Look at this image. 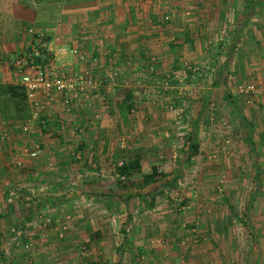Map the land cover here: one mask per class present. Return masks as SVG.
<instances>
[{"label":"rangeland","instance_id":"374dc122","mask_svg":"<svg viewBox=\"0 0 264 264\" xmlns=\"http://www.w3.org/2000/svg\"><path fill=\"white\" fill-rule=\"evenodd\" d=\"M21 1L30 4V0ZM61 1L53 0L51 11L56 12ZM181 1L170 9L179 13L183 8L187 17L173 18L170 11L160 18V77L152 83L146 78L139 83L127 80L141 90V97L145 95L133 98L132 104L124 102L125 81L113 94L101 87L90 108L88 101H80L85 95L59 96L63 103L53 115L48 113L51 108L36 109L28 96V108L13 115L12 99L0 94L3 118L5 114V119L21 122L12 145L7 141L11 133L0 132V264H34L33 254L44 253L45 247L53 264H141L142 258L137 261L134 256L131 237L155 236L153 228L160 231V264H264V94L239 91L242 85L264 89V0H251L253 15L239 26L236 19L249 0H210L207 9L216 15L208 38L202 39L206 30H201L200 53L178 49L180 44L175 42L184 33V45L189 43L188 29L191 36L196 35L200 19L190 17L194 0ZM27 30L32 40L42 31L33 25ZM83 52L91 56L90 51ZM104 55H108L105 50L98 54ZM155 68L148 65L149 76L156 73ZM85 70L78 72L94 75L89 64ZM98 78L107 85L103 76ZM227 92L236 109L226 100ZM104 106L105 111L112 107L118 111L108 136L115 142L117 155L116 165L109 163L110 171L96 169L91 161L104 153L108 138L95 137ZM36 110L39 114L34 118ZM127 123L139 125L133 128L134 135L160 146V151L153 154L151 148L149 153L167 173L160 182L119 187L117 166L123 162L143 161L136 176L153 169L148 158L126 151L130 134L126 131L132 128L127 129ZM189 135L200 144L199 153L190 160L186 155ZM33 151L36 157L30 156ZM138 193L145 194L147 202ZM4 221L7 231L1 230ZM83 221L90 223V229L95 221H106L105 232L101 229L95 244L80 240L77 233ZM137 224L147 226L137 233ZM45 229H52L51 235L47 231L46 242L39 241ZM17 231L22 240H10ZM4 233L8 239L2 237ZM144 255L143 264H150L152 254Z\"/></svg>","mask_w":264,"mask_h":264},{"label":"crops","instance_id":"0c3cea01","mask_svg":"<svg viewBox=\"0 0 264 264\" xmlns=\"http://www.w3.org/2000/svg\"><path fill=\"white\" fill-rule=\"evenodd\" d=\"M62 1V4L56 5V7H58V10L56 12H53L51 11L53 6H50L53 0H41L40 2H38L37 0H32L31 2L30 0L29 6L31 7L26 5V2L23 1H21L20 3L18 2V0H0V83L20 82L18 75L15 74L13 68L10 65V61H8V56L9 58L11 56V60H13L15 56L24 52L30 46L32 36L31 33L29 35L27 29L31 27V25H33L35 28L42 30L41 32L45 31L52 37L58 38L59 41L66 44L68 47L77 46V48H79L80 50L90 51L89 55L91 56L87 55V60L85 61L81 60L79 57L65 55L59 57L56 64L58 70H62L65 72H83L86 71L85 69L89 64L90 68L92 69V73L95 75L94 77L98 78V76H103L107 80V85H102V81H100L101 86L98 89L81 98L80 101H84V103L85 101H88L89 108L92 105L90 101L93 99L92 102H95V98L101 94V87L104 88V91H108L109 93L113 94L115 93V90L120 89V86L122 87V84L119 85V83H123L124 81L126 83V87L124 88H128L127 91L131 94L132 100L133 98L137 100V97H141V90L132 88L127 80L130 82H134L136 80L137 82H140L141 78H146L148 82L152 83V80H155V77H160V18H162L165 13L170 11L173 13V18H175L177 14L180 18L187 17L186 14L183 13V8L178 9L179 13H177L174 8L170 9L171 5L180 6V4L182 3L181 0ZM208 2L210 3V0H194V2H192L194 13L190 17L194 16V20L200 18L198 20L199 24L197 25L196 30H194L196 35H192V37L191 31L188 29V38L190 37V42L184 45L186 41V35H184L183 33V38L177 39L175 41L180 44L178 46V49H193L194 52L200 53V49L198 47L201 45L200 34L204 33V35H206L205 37H202V39H206L209 37L212 30V16L216 15L211 14L213 10L207 9ZM248 3L249 4H247V7L243 8L241 14L237 13L240 14L238 16V19H236V23H238V26L243 22V19L245 17L248 18V16L250 17L253 15L255 2L249 0ZM183 4L181 5V7L183 6ZM44 5H49V7L45 8ZM37 6H42V9L37 10ZM201 6H205V8L200 9ZM188 7L189 5L186 7V9ZM47 9H50V12L47 11ZM240 16H242V18ZM239 19L242 20L239 21ZM202 29L206 31L202 33ZM198 39L199 44L197 43ZM188 45H191V47L185 48ZM53 46L56 48L57 44H54ZM166 49L167 48L163 47V50ZM104 50L108 55L99 57L98 54L102 53ZM201 50L202 55L204 50ZM112 53H115L113 55V58L110 57ZM3 57L5 58L6 62L3 60ZM150 57H152L151 61ZM148 65H156V73L153 72V76H149L152 74H150ZM114 73H116L118 76L113 77ZM107 75H109V77L112 76L113 79H109ZM60 98L61 97L54 98L52 101L43 99V110L46 111L47 108H51L50 112L48 113L53 115L54 109L58 107V105L60 106L63 103L62 98ZM86 98H88V100H85ZM105 108H107V106L103 107L102 113H100L99 111V113L101 114L100 116L104 117L101 119L98 125H95V128H97V135L95 137H108L112 135L110 133V130H113V125L110 122L115 119V111L117 110L115 109V107H108L109 109L105 111ZM137 116L139 115L137 114ZM19 123L21 122L3 118L0 111V132L2 130H6L7 132L11 133L9 135V138L7 139L8 145H12V142L15 139L14 136L16 137L14 132L17 131L16 127H18ZM135 125L136 123H134L133 125H131L130 123L126 124L127 129H129V126L132 127L126 131L127 134L130 133L128 140L125 141L126 151H129L136 155L140 154V156L142 155V157L144 156L145 158H148L145 160L152 161L153 163H150L153 165H151L152 167L157 166L159 168L160 166L158 165V163L160 161H158L156 158L150 159L149 153H152L151 148L155 149L153 154H155L156 151H160V146L156 147L157 145L150 144L148 143L149 141L146 142L145 138L141 135H134V132L132 131L133 128L135 130L140 128L139 125L137 127ZM108 127H110V129H108ZM155 128V126L152 127V129ZM159 129L160 127L157 128V130ZM132 138L137 140H134ZM107 140L108 143L106 142ZM106 141L103 148L104 153L97 156L94 155L91 160L94 162L93 166L100 171H110L111 167L109 163L112 162L113 166H115L117 163V155L116 153H114V150L116 149L115 142L113 140L111 141L110 137H108ZM86 156L88 157L89 155H84V159H86ZM84 162L85 160L82 161V163ZM142 162L143 161H141V164ZM106 164L108 165V168H105ZM78 168L82 169V167L79 165ZM47 220L43 222L44 226L47 225ZM85 222L86 221H83L80 227V232L78 231L77 234L80 237V240L89 241L91 245L95 244L96 240L100 237L99 234H101V229L103 232H105L104 230L107 226L104 225L106 223L103 222L106 221H95V223L92 224L91 229L88 228L90 223ZM7 226L8 222L4 221L1 230L7 231ZM145 226H143V224H137V227H135V232L139 233L140 229H142L143 231ZM158 229L159 228H157L155 231V228H153L154 231L152 232V234L155 236L140 239L138 238L139 235L136 234L135 237H131V243L134 246L132 248L135 254L134 256H136V258L138 259L137 261L141 260L140 258H142L141 264L146 261L144 260V253H147V255H150V253L152 254L149 257V260L151 261L150 264H160V231ZM51 230L52 229L42 230L45 233H42V239L39 241L46 242L45 235H48V233H50L51 235ZM81 230L83 232H81ZM47 231L49 232L47 233ZM5 236V239H8L7 233H4L2 235V237ZM22 238L23 237L21 235V231H17V233H15L13 237L10 238V240L21 241ZM146 246H149V248H146ZM144 247L145 250L143 249ZM44 250V253L35 252L33 254L34 264H53L50 263L51 257L47 256V247H45ZM65 254L68 255V253ZM139 254L141 257L138 256ZM31 256L32 255H30V257ZM89 257L94 258V255H91ZM22 260L25 263L28 259L25 256V258ZM145 263L149 264L148 262ZM12 264L18 263L17 261H12Z\"/></svg>","mask_w":264,"mask_h":264},{"label":"built area","instance_id":"2783aa9c","mask_svg":"<svg viewBox=\"0 0 264 264\" xmlns=\"http://www.w3.org/2000/svg\"><path fill=\"white\" fill-rule=\"evenodd\" d=\"M54 44H57L56 48ZM65 55L87 60L86 53L79 48L68 47L48 33L37 32L30 46L10 61L11 67L20 79L19 83L25 87L28 99L36 109L39 110L43 106V99L52 101L63 95L87 96L98 88L100 82L90 73L59 72L56 66L58 58ZM239 91L256 95L264 94V89L255 85H242ZM38 110L34 111V118L38 116ZM30 156L36 157L37 152H31Z\"/></svg>","mask_w":264,"mask_h":264},{"label":"trees","instance_id":"16d2710c","mask_svg":"<svg viewBox=\"0 0 264 264\" xmlns=\"http://www.w3.org/2000/svg\"><path fill=\"white\" fill-rule=\"evenodd\" d=\"M37 1L40 2L41 0H37ZM214 84H218V82L215 81ZM0 94H4L5 97H9L12 99L14 103V107L12 108L13 115H15V113L19 114L20 108L21 109L23 107L28 108L27 93L23 85L19 83H11V84L8 83L5 85H1ZM225 97L228 103L232 106V108L236 109L235 102L234 99L232 98L231 93L227 92ZM124 102L128 103V105L132 104V96L130 93H127ZM1 110L2 113H4L5 109L1 108ZM4 118H6L5 114H4ZM242 119L243 121H245L243 117ZM186 148H187L186 155L187 158L190 160L192 159V157H194L199 153L200 144L197 142L196 139H194L192 136L189 135L187 138ZM140 167H141V161L138 158L133 159L130 162H123L122 165L117 166V174L120 177L118 178V182H117L119 187L122 189H126L135 185L148 186L160 181L162 178L167 176V173L162 170H159L157 166H154L150 172L143 173L141 174V176H136L135 170L139 169ZM138 196L141 200H145L147 202L148 199L145 194L138 193ZM154 201L155 199L152 198L150 202L151 206H153Z\"/></svg>","mask_w":264,"mask_h":264}]
</instances>
